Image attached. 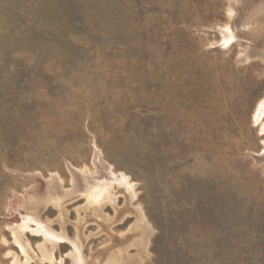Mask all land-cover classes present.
I'll return each instance as SVG.
<instances>
[{
  "label": "rangeland",
  "instance_id": "obj_1",
  "mask_svg": "<svg viewBox=\"0 0 264 264\" xmlns=\"http://www.w3.org/2000/svg\"><path fill=\"white\" fill-rule=\"evenodd\" d=\"M263 101L264 0H0V264H264Z\"/></svg>",
  "mask_w": 264,
  "mask_h": 264
},
{
  "label": "bare ground",
  "instance_id": "obj_2",
  "mask_svg": "<svg viewBox=\"0 0 264 264\" xmlns=\"http://www.w3.org/2000/svg\"><path fill=\"white\" fill-rule=\"evenodd\" d=\"M231 37V36H230ZM234 37V36H233ZM258 115H257V119H258V121H260L261 120V116L264 114V101L263 102H261V104L259 105V108H258ZM256 119V120H257ZM126 182V181H125ZM127 187H129L130 189L132 188V186L127 182ZM131 191V190H130ZM106 194V193H105ZM104 194V195H105ZM102 195H94V194H92V193H90V195H89V198L87 199L88 201H87V206H91L93 203H96L97 201H100L101 199H102ZM100 203V202H99ZM86 208L87 207H85L84 208V210H86ZM88 209V208H87ZM89 212V211H88ZM102 214V213H101ZM97 215V214H96ZM103 215V217H104V214H102ZM144 215L141 213V218H140V222H142L143 221V223H144V226H145V228L147 229V231H149L148 229H149V227L147 226L148 224L146 223V221H145V219H144ZM105 218V217H104ZM107 219V218H106ZM139 220V219H138ZM108 221H110V220H108ZM144 228V229H145ZM54 236V233H52V232H50V236ZM146 236V235H145ZM146 238V237H145ZM148 238V237H147ZM119 239V238H118ZM127 238H125V240L123 241V244L120 246V247H122V249L121 250H119L118 251V253L116 254L115 252H113V247H115V246H117V244H118V240L115 238V239H111L110 241V243H111V245L110 246H108L107 247V249L104 251V252H102L103 254H106L105 256H107V255H109V253H111L109 256H108V259H107V261H106V263L105 264H119V259H118V257H119V255H123L122 253H123V251H127L128 250V248H129V246H126V243H127ZM145 241V240H144ZM122 242V241H121ZM125 243V244H124ZM145 243V242H144ZM75 244H77V243H75ZM74 245V244H73ZM78 245V244H77ZM146 245H147V240H146ZM79 246V245H78ZM78 246H75V247H78ZM126 246V247H125Z\"/></svg>",
  "mask_w": 264,
  "mask_h": 264
}]
</instances>
